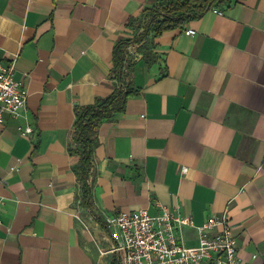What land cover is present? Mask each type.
<instances>
[{"label":"crops","instance_id":"crops-1","mask_svg":"<svg viewBox=\"0 0 264 264\" xmlns=\"http://www.w3.org/2000/svg\"><path fill=\"white\" fill-rule=\"evenodd\" d=\"M157 1L0 0V60L16 58L30 93L0 127V264H111L114 241L78 198L69 136L75 107L113 91L112 50L136 33L129 21ZM151 50L152 64L135 53L138 94L100 125L95 211L165 206L197 225L227 214L242 264H264V0L213 8Z\"/></svg>","mask_w":264,"mask_h":264},{"label":"built area","instance_id":"built-area-1","mask_svg":"<svg viewBox=\"0 0 264 264\" xmlns=\"http://www.w3.org/2000/svg\"><path fill=\"white\" fill-rule=\"evenodd\" d=\"M186 32L195 33L192 29ZM16 70L15 57L0 60V127L8 119H20L28 104L29 90L17 79ZM18 129L27 136L34 132L29 124H20ZM3 205L4 198L0 196V225ZM75 216L88 228L79 211ZM105 221L114 241L109 251L119 254L122 264H242L237 237L227 214L211 216L197 225L191 215L163 206L158 214L142 208L117 212ZM187 227L197 232L194 244L189 243Z\"/></svg>","mask_w":264,"mask_h":264},{"label":"trees","instance_id":"trees-1","mask_svg":"<svg viewBox=\"0 0 264 264\" xmlns=\"http://www.w3.org/2000/svg\"><path fill=\"white\" fill-rule=\"evenodd\" d=\"M232 1L158 0L154 6L146 8L140 18H131L128 25L136 28V33L132 37L120 38L112 50L110 78L116 81L113 91L107 96L98 97L92 104L75 107L76 121L69 136L68 151L79 157L73 167L79 182L78 198L102 228L107 230V224L95 211L94 154L100 125L124 112L128 100L139 92L134 81L137 64L135 53H143L148 64L154 63L156 54L151 50V45L155 38L165 31L183 27L188 22L203 17L211 9L224 7ZM121 263L120 256L113 254L111 264Z\"/></svg>","mask_w":264,"mask_h":264},{"label":"rangeland","instance_id":"rangeland-1","mask_svg":"<svg viewBox=\"0 0 264 264\" xmlns=\"http://www.w3.org/2000/svg\"><path fill=\"white\" fill-rule=\"evenodd\" d=\"M84 221H86L85 219H84ZM86 223H87V221H86ZM88 224V223H87ZM89 225V224H88Z\"/></svg>","mask_w":264,"mask_h":264}]
</instances>
